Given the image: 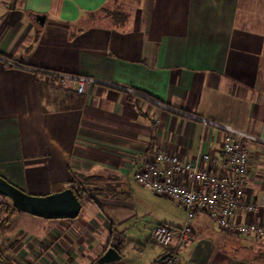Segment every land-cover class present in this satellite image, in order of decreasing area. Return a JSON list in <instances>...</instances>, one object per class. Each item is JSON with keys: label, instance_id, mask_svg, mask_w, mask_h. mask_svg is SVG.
<instances>
[{"label": "crops", "instance_id": "obj_1", "mask_svg": "<svg viewBox=\"0 0 264 264\" xmlns=\"http://www.w3.org/2000/svg\"><path fill=\"white\" fill-rule=\"evenodd\" d=\"M0 55V177L44 196L111 175L121 196L85 201L72 220L1 209L0 264H95L113 245L121 258L108 264H160L149 237L186 212L136 171L158 153L218 161L225 132L204 120L264 142V0H0ZM263 142L247 144L244 192L260 208L238 207V224H264ZM179 264H264V242L201 211Z\"/></svg>", "mask_w": 264, "mask_h": 264}, {"label": "built area", "instance_id": "obj_2", "mask_svg": "<svg viewBox=\"0 0 264 264\" xmlns=\"http://www.w3.org/2000/svg\"><path fill=\"white\" fill-rule=\"evenodd\" d=\"M78 81V91L82 93L87 79ZM204 122L225 132L218 161L209 154H202L199 163L191 164L183 162L177 155L158 153L148 157L134 174L138 185L180 204L186 212L181 227L174 229L158 225L153 229L149 243L166 250L165 259L160 264H179L180 253L193 234L194 218L201 211L211 214L230 235L264 242V224L232 221L238 207L248 212H257L260 208L255 202H245L244 192L249 165L247 144L263 141L211 121ZM0 204L12 205L10 199L1 194Z\"/></svg>", "mask_w": 264, "mask_h": 264}, {"label": "water", "instance_id": "obj_3", "mask_svg": "<svg viewBox=\"0 0 264 264\" xmlns=\"http://www.w3.org/2000/svg\"><path fill=\"white\" fill-rule=\"evenodd\" d=\"M40 26H44L46 17L36 16ZM0 194L10 199L13 210L26 213L47 220H72L78 218L82 210V203L71 188H65L52 194L31 195L0 177ZM121 255L117 245H113L95 262L108 264L117 261ZM165 259L162 258L161 261Z\"/></svg>", "mask_w": 264, "mask_h": 264}, {"label": "trees", "instance_id": "obj_4", "mask_svg": "<svg viewBox=\"0 0 264 264\" xmlns=\"http://www.w3.org/2000/svg\"><path fill=\"white\" fill-rule=\"evenodd\" d=\"M94 174V175H80L74 178L70 183V187L77 195L82 205L85 201H98L103 198H115L118 199L120 196L118 192V186L116 183L118 179L108 175ZM8 211H14L12 205H6ZM15 212V211H14Z\"/></svg>", "mask_w": 264, "mask_h": 264}, {"label": "rangeland", "instance_id": "obj_5", "mask_svg": "<svg viewBox=\"0 0 264 264\" xmlns=\"http://www.w3.org/2000/svg\"><path fill=\"white\" fill-rule=\"evenodd\" d=\"M128 6H129V4L126 3V4L119 5L118 7H115L114 9H108V10L102 11L98 14L93 15L90 18V21L115 20L116 15L119 13L122 14V13L126 12V7H128ZM103 178L106 179L104 176H103ZM148 200H149L148 205L153 206L157 212L158 211L157 206H161V205H157L154 201H151L150 199H148ZM159 200H163V201L168 200V206H171V204H173V203H171L172 201L169 198H166V199L163 198V199H159ZM175 204H176V202H175ZM5 207H6L5 205L0 204V210L5 208ZM171 208H172V206H171ZM150 210H152V209H150ZM154 212L152 215H151V212H149L148 221H149L150 225H156L158 223L156 217H158L159 215L160 216L162 215L161 210H160V212H157L158 216H155Z\"/></svg>", "mask_w": 264, "mask_h": 264}]
</instances>
